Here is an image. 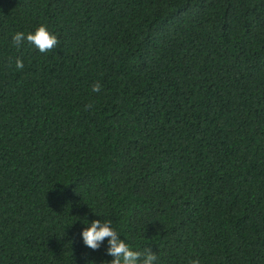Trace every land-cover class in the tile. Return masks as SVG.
I'll use <instances>...</instances> for the list:
<instances>
[{
	"label": "trees",
	"instance_id": "1",
	"mask_svg": "<svg viewBox=\"0 0 264 264\" xmlns=\"http://www.w3.org/2000/svg\"><path fill=\"white\" fill-rule=\"evenodd\" d=\"M97 219L155 264H264V0H0V264H107Z\"/></svg>",
	"mask_w": 264,
	"mask_h": 264
},
{
	"label": "clouds",
	"instance_id": "2",
	"mask_svg": "<svg viewBox=\"0 0 264 264\" xmlns=\"http://www.w3.org/2000/svg\"><path fill=\"white\" fill-rule=\"evenodd\" d=\"M25 40L33 44L41 53L57 48L60 43L59 38L48 30L47 25L39 26L34 33L17 32L12 38V43L19 48ZM16 67L21 70L24 68L22 59H16ZM101 90L102 85L99 82L92 86V91L95 93H100ZM90 109H94L92 103L85 105V111ZM111 224V220L92 221L82 232L84 244L93 250H98L107 238L109 243L107 253L114 257L111 262L106 261L107 264H155L158 255L150 247L143 251L133 250L126 240L120 239V234L111 227ZM189 264H200V261L191 260Z\"/></svg>",
	"mask_w": 264,
	"mask_h": 264
}]
</instances>
